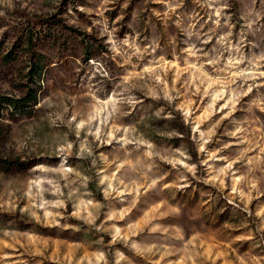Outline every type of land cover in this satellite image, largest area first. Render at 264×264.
Instances as JSON below:
<instances>
[{
  "label": "rangeland",
  "instance_id": "374dc122",
  "mask_svg": "<svg viewBox=\"0 0 264 264\" xmlns=\"http://www.w3.org/2000/svg\"><path fill=\"white\" fill-rule=\"evenodd\" d=\"M32 30L49 70L0 120V264H264V0H0V95Z\"/></svg>",
  "mask_w": 264,
  "mask_h": 264
},
{
  "label": "trees",
  "instance_id": "16d2710c",
  "mask_svg": "<svg viewBox=\"0 0 264 264\" xmlns=\"http://www.w3.org/2000/svg\"><path fill=\"white\" fill-rule=\"evenodd\" d=\"M48 28H51L50 22H47ZM52 30H46V37L51 36ZM44 38L38 31L32 30L30 34L26 36L24 47L22 51L27 55V73L22 76L20 86L22 89V95L16 98H10L8 96L0 95V120L3 119L6 113L13 116L15 114L30 115L35 108L39 105L43 94L44 87L47 82V72L49 65L45 63L44 56L39 52V46ZM23 53V52H21ZM15 55V51L8 52L1 57L0 61V76L3 74V67L11 63L12 56ZM18 53L15 58L16 61L19 58ZM93 55L87 53V60H93Z\"/></svg>",
  "mask_w": 264,
  "mask_h": 264
}]
</instances>
